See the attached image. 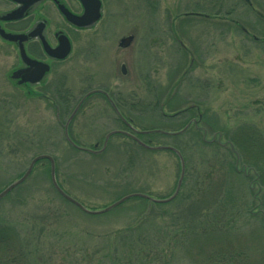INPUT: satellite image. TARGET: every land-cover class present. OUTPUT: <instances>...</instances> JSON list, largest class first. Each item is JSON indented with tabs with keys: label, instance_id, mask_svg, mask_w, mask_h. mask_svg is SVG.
Here are the masks:
<instances>
[{
	"label": "rangeland",
	"instance_id": "374dc122",
	"mask_svg": "<svg viewBox=\"0 0 264 264\" xmlns=\"http://www.w3.org/2000/svg\"><path fill=\"white\" fill-rule=\"evenodd\" d=\"M243 1L264 14V0ZM243 1L102 0V18L94 28L69 31L73 53L54 68L42 95L10 84L6 72L13 60L0 44V192L41 154L57 159L63 190L92 210L132 193L166 199L175 192L181 174L178 156L135 146L127 138L135 132L122 128L98 93L81 105L71 135L77 146L99 152L70 147L65 124L72 113L63 116L58 98L64 92L72 95L74 109L89 89L119 96L125 115L141 131L178 132L199 120L191 125L206 133V144H229L228 137L243 124L257 126L264 135V44L250 40H264V21L247 11ZM5 6L0 0V9ZM48 6L46 15L56 22L58 15ZM229 11V18L217 17ZM189 13L199 15H185ZM128 36L134 37L132 44L120 47ZM158 95L160 110L154 108ZM184 109L188 112L178 120L162 117L175 118ZM118 130L125 133H116L100 151L104 138ZM185 133L143 142L183 151L188 174L186 170L180 192L187 194L207 168L204 159L226 152L206 146L196 151L192 145L198 139ZM47 166H35L24 183L0 200V228H16L32 264L198 263L195 245L191 250L189 235H184L190 211L182 198L157 206L131 199L108 213L89 215L55 190ZM252 214L259 218L258 211ZM243 224L248 230V223Z\"/></svg>",
	"mask_w": 264,
	"mask_h": 264
},
{
	"label": "trees",
	"instance_id": "16d2710c",
	"mask_svg": "<svg viewBox=\"0 0 264 264\" xmlns=\"http://www.w3.org/2000/svg\"><path fill=\"white\" fill-rule=\"evenodd\" d=\"M244 5L247 11L264 21L263 12H259L258 14L255 10L256 7L254 3L253 5L244 3ZM218 12L213 15H216ZM232 13L231 11L225 13V15H220L221 13H218L217 17L225 16V18H229ZM239 21V23L243 24V26L248 29L243 21L240 19ZM223 24L225 25L227 23L223 22ZM236 29H238L237 25ZM244 36L250 39L248 35L245 34ZM250 40L259 45L264 44V40ZM90 91V89L85 91L83 96ZM99 95L107 101L106 96L102 94ZM109 95L116 104L117 109L121 112V115L133 126L134 122L132 119L127 117L122 110L123 104L121 103V98L111 95L110 93ZM92 96L93 95L88 98ZM58 98L59 100L61 99L60 103H62L63 116H69L74 109L72 107L73 99H70L72 95L68 94V92H64L62 95L58 94ZM155 98L156 104L154 108L160 110L161 105L159 100H161V95ZM187 112L188 110L176 115L175 118H168L163 115L162 117L164 120H178ZM116 119L122 125L123 129L127 131L131 130L119 117H116ZM71 124L69 126V135L71 140L75 144H78L72 138ZM183 128H181V130ZM194 128L195 127L191 125L185 131L186 133H184L185 135L191 134L198 139V142L192 145V147L198 148L196 151L206 146L211 148L215 147L217 151H221L222 149L226 152L224 155H220L219 152H214L211 159H204L207 168L204 173L200 175L197 174L198 182H196L193 192L190 191L185 194L184 191L183 193L181 191L173 200L177 201L178 198H182V201L189 205L188 210L190 213L187 215L188 220L185 228L187 231L184 235H189L188 241L192 243L190 244V249L195 245L194 252L196 261H198L199 264H264V135L262 131L252 124L240 125L235 128L228 137L229 144L227 143V145H225L227 147H225L215 143V141L212 142V144L204 143L206 133L204 134V131L197 132ZM134 134L141 141H145L147 138L152 139V137L156 135L160 137H171L172 139H178L181 136L156 133ZM127 138L139 149L142 148L139 144L137 145L135 139L132 137ZM65 141L67 142V140ZM70 147L74 148L73 146ZM172 147L177 149L183 156V159H185L183 151L178 146ZM221 153L223 152L221 151ZM54 160L56 162L57 180H59V166H57V159L55 158ZM185 161L186 160H184V162ZM40 163H47V167L50 171V164L48 161L42 160L38 162L37 165ZM240 166L243 167V170H250V174L253 173L255 176L252 177L248 172L247 174L243 171L240 172ZM186 170L188 174L187 165ZM58 184L63 189L59 181ZM256 187L257 191L254 192L253 190ZM133 199L141 202L147 201L142 198ZM151 210H153V208ZM257 211L259 218L252 214ZM254 220L257 222H255L254 225L250 224V221ZM244 222L248 223V230L243 228L245 226V224H243ZM251 226L255 227L251 228ZM16 234V228L13 226L0 228V264H32L27 253H24L22 250L21 242L17 239ZM191 250L189 251V254L191 253L190 257L194 255Z\"/></svg>",
	"mask_w": 264,
	"mask_h": 264
},
{
	"label": "water",
	"instance_id": "95a60500",
	"mask_svg": "<svg viewBox=\"0 0 264 264\" xmlns=\"http://www.w3.org/2000/svg\"><path fill=\"white\" fill-rule=\"evenodd\" d=\"M11 2H14L16 4L19 5V8L12 11V12H8L5 14H0V21H14V20H19L21 18H23L26 14H27V10L30 8V6L37 4L41 1L44 0H9ZM83 7H84V13L81 16H77L73 13H71L65 6L63 5H59V10L61 11V13L63 14V16L66 18V20L71 23L72 25L79 27V28H91L93 26H95L102 18V2L101 0H79ZM247 1V0H246ZM249 1V0H248ZM186 16L189 15H199V14H194V13H189V14H185ZM33 36V34L31 35H13L10 33L5 32L1 27H0V37L6 41L9 42H16V41H26L28 37ZM134 37L133 36H128L126 38H123L120 42V47L122 48H126L129 47L132 44ZM59 46L56 49H51L47 50V52L54 58H58V59H66L71 51V43L68 39V37L66 35H61V37L59 38ZM21 55L23 60L30 65L31 68L27 69V76L30 74V76L34 77L35 79L30 80L31 83H39L42 78L46 75L47 72H49V66L46 64H43L42 66L40 65L39 68L35 67V65L37 64L35 61L29 59L23 48H21ZM34 69V70H31ZM122 69V73L126 74L127 73V68L125 65H122L121 67ZM20 74H26L25 72L22 71H17L16 73H14V75L12 76V78H16V75H20ZM28 81V80H27ZM27 81H24V83H26ZM23 83V82H22ZM94 93H102L104 94L108 100L111 102V104L113 105V107L115 108L116 112L118 113V115L121 117V119L130 127L132 128V130H134L136 133L139 134H149V133H162V134H166V135H177V134H181L183 132H185L192 123L198 124L199 120H194L193 122L189 123L187 126H185L182 130L178 131V132H167L165 130H161V129H155V130H149V131H140L137 129H134L131 124L120 114L119 110L115 107V104L113 102V100L111 99L109 93L105 92V91H101V90H92L90 92H88L82 99L81 101L78 103L77 107L74 109V111L72 112V114L70 115L68 121L65 124V137L68 141L69 144H71L73 147L80 149V150H84L93 154L98 153L99 151H95L92 149H87V148H81L79 146H77L70 138L69 135V126L71 121L73 120V118L75 117V115L77 114L79 108L81 107V105L83 104V102L92 94ZM192 108V106H191ZM189 108V109H191ZM188 109H184V110H180L177 111L176 113H174L173 115H179L185 111H187ZM201 117V116H200ZM116 133H124L122 131H112L110 132L105 140H104V144L103 147L100 151H103V149L105 148V146L107 145L108 140L110 139V137ZM132 138L135 139V141L137 143H139L142 147L149 149V150H153V151H160V150H169L174 152L179 160H180V164H181V174L179 177V181L176 187L175 192L172 194V196H170L169 198L166 199H158L155 198L149 194H145V193H132L129 195H126L120 199H118L117 201H115L114 203H112L111 205L107 206L106 208L103 209H99V210H92L89 209L88 207L84 206L81 202H79L77 199L71 197L69 194H67L58 184L57 178H56V163L55 160L52 156L48 155V154H41L38 155L36 157H34L26 172L24 173V175L17 179L16 181H14L13 183H11L10 185H8L2 192H0V200L3 199L5 196H7L9 193H11L15 188H17L19 185H21L22 183H24L29 176L31 175V173L33 172L36 164L39 161L42 160H48L50 162L51 165V179H52V183L53 186L55 188V190L68 202H70L71 204H73L74 206H76L77 208H79L81 211L85 212L86 214L89 215H102L105 213H108L110 211H112L113 209H115L116 207L122 205L123 203L127 202L128 200H131L133 198H142V199H146L148 200V202L150 204L154 203V204H163V203H169L172 200H174L176 198V196L179 194L180 189H181V185L183 182V178L185 175V162L183 159V156L181 155V153L175 149L172 146H151L148 145L146 143H144L143 141H141L139 138H137L136 136L132 135Z\"/></svg>",
	"mask_w": 264,
	"mask_h": 264
},
{
	"label": "flooded vegetation",
	"instance_id": "af4514ba",
	"mask_svg": "<svg viewBox=\"0 0 264 264\" xmlns=\"http://www.w3.org/2000/svg\"><path fill=\"white\" fill-rule=\"evenodd\" d=\"M1 1L4 2L6 6L0 9V14L12 12L19 8L18 4L9 0ZM48 4L51 5V8H53L58 15L56 22L46 15L45 11L47 7H49ZM58 4L65 6L71 13L77 16H81L84 13V7L79 0H44L30 6L27 10V14L19 20L0 21V27L7 33L27 36L33 34V36L28 37L26 41L16 42H9L0 37V44H2L3 48H6L9 51L10 58L13 60L10 70L6 72L8 81L16 88L28 92L29 95L33 91H35L37 95H42L40 91L47 89L49 86V78L53 73L54 68L71 57L74 49V41L70 36L69 31H84L94 28V26L91 28H79L72 25L63 16L59 10ZM61 35H66L71 43V51L68 57L63 60L52 57L46 50V48L48 50H50V48L56 49L60 44L59 38ZM21 48L24 49L25 54L29 59L37 63L35 67L39 68V66H42L43 64L49 66V72L46 73L39 83L33 84L30 82V80L35 78L30 76V74L27 76L26 71L31 67L23 60ZM17 71H22L26 74L16 75L15 79L12 78ZM24 81L27 82L24 83ZM107 101L113 108L111 102L108 99ZM113 110L115 109L113 108Z\"/></svg>",
	"mask_w": 264,
	"mask_h": 264
},
{
	"label": "bare ground",
	"instance_id": "6f19581e",
	"mask_svg": "<svg viewBox=\"0 0 264 264\" xmlns=\"http://www.w3.org/2000/svg\"><path fill=\"white\" fill-rule=\"evenodd\" d=\"M133 136H135V135H133ZM56 163V162H55Z\"/></svg>",
	"mask_w": 264,
	"mask_h": 264
}]
</instances>
